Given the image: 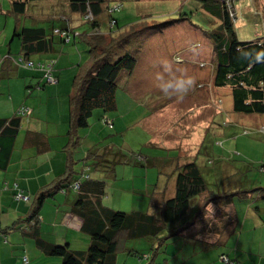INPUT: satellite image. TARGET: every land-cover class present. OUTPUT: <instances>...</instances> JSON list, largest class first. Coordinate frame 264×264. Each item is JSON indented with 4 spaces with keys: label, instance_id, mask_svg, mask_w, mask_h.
I'll return each instance as SVG.
<instances>
[{
    "label": "rangeland",
    "instance_id": "obj_1",
    "mask_svg": "<svg viewBox=\"0 0 264 264\" xmlns=\"http://www.w3.org/2000/svg\"><path fill=\"white\" fill-rule=\"evenodd\" d=\"M52 1L33 0L29 2L26 13L18 15L13 12V0H0V50L20 57L21 39L15 35V29L19 25L17 18L30 25L39 24L48 28L53 23L60 24L61 19L51 17V5L54 3L58 10L64 11L68 1ZM228 1L230 9L237 15L238 38L251 39L264 33V25L257 18L258 10L264 13V0H236L238 4L235 0ZM107 3L110 6L117 3L122 5L113 12L105 10L98 16V32L113 40L111 45H114L116 57L121 51L131 50L137 56L138 64L132 74L125 70L118 79V108L104 113L113 121L112 125L103 121V111L97 108L90 117L91 125L80 129L81 135L89 130L91 136L84 137L86 139H82L72 151V156L77 154L76 160L80 158L74 164V175H82L84 159L95 143L109 144L112 151L121 150L123 155L120 161L109 167L111 170L94 169L95 174L107 176L103 202L123 211H150L156 215L161 212L164 199L174 194L176 180L173 182L170 172L171 168L175 169L181 162L197 161L207 185L201 194L195 196L196 199L193 198L198 200L193 207L196 211L201 210V214L195 216L192 212L188 221L183 222L181 219L182 222L178 224L167 225L162 231V235L167 237L163 239L164 242L162 239L159 241L162 242L160 250L153 248L156 238L144 235L129 237L123 232L115 264H226L221 259L223 253L226 252L227 258L234 260V252L237 250L239 253L249 251L259 258L263 257L264 199L249 195L246 198L234 196L233 201L226 202L224 195L259 184L264 186V113L235 110L234 98L228 85L211 84L206 74L199 75L200 70L212 71L215 52L213 42L205 35V31L218 26L212 20L219 18L207 8L208 4H203L204 0H107ZM38 4L41 5L36 10L44 11L45 16L42 18L39 13L37 22H34V5ZM112 17L118 21L114 27H110ZM73 24H77L75 26L83 34L65 46L74 51L80 62L89 55L90 46L85 38L92 26L90 22H83V18L73 21ZM187 27L191 28L190 36H186ZM180 29L182 41L171 44L164 42V46L160 48H155L149 41L156 34L165 36L172 30ZM183 46L185 47L182 48ZM141 48L144 51L138 50ZM164 60L171 61L178 73L185 72L196 81L195 86L182 98L166 96L156 87L155 76L161 70L160 63ZM2 66L4 65H0V74ZM9 67L18 68L22 74H34L37 69L35 66L23 65ZM65 72L67 73L58 83L62 99L57 101L60 104L66 99L69 107L71 81L76 70L67 67ZM39 73L37 79L42 77L41 72ZM10 78L14 77H0V81L10 88L15 85L16 80L21 81L23 87L19 99H28L26 94L29 93L40 96L36 94L38 85L34 87V91H28L32 86L27 87L29 81L26 78ZM53 84L46 83L48 86ZM14 93L17 95L18 90H14ZM44 96L47 98L46 94ZM94 122L96 126L91 128ZM135 123L141 127H129V124ZM149 135L154 142L147 141ZM138 152L146 156L143 160H147V163L137 161ZM168 177V182L162 186ZM61 192L55 195H67ZM208 205L213 206V214H206ZM230 206L234 209L237 220L234 224L229 220L233 215L229 212ZM187 222H194L196 225L200 222L201 230H191L192 223L188 228H181L176 232L179 224L182 227ZM70 236L74 241L77 239L73 238L72 233ZM240 245H247L249 248L245 251L234 249ZM195 249L198 251L197 256L188 260L186 257L193 254Z\"/></svg>",
    "mask_w": 264,
    "mask_h": 264
},
{
    "label": "trees",
    "instance_id": "obj_2",
    "mask_svg": "<svg viewBox=\"0 0 264 264\" xmlns=\"http://www.w3.org/2000/svg\"><path fill=\"white\" fill-rule=\"evenodd\" d=\"M31 1L33 0H13V12L18 15L26 13ZM67 1L70 17L65 19L67 24L60 27L61 30H65V34L60 33L54 25H51L50 28L39 24L30 25L17 18L19 25L15 29V35L21 39L20 57L7 53L3 57L2 70L9 71V65H12L13 62L25 67L35 66L36 72H41L43 81L41 84L37 83L38 87H42L46 83H57L59 75L54 73V69L57 60L56 52L60 51L59 46L64 42L76 41L77 36L83 34V31H78L70 26L71 17L74 21L83 18V22L91 23L92 30L86 33L85 38L90 46L89 55L85 60L78 62L69 95L67 141L64 147L72 152L74 147L80 143V129L91 125L90 117L94 114L95 109L101 108L106 113L118 108L116 96L118 79L123 71L132 72L138 59L131 50L121 51L116 57L114 45H111L113 40L98 32L100 23L98 16L105 10L110 13L120 7L110 6L107 0ZM203 4H208L207 8L221 20L220 23L212 20L213 24L219 25L205 31L213 42L215 52L213 83L218 86L228 85L231 88L235 110L264 113V33L251 39H240L236 33V19L229 7L228 0H204ZM86 14H92V17L86 18ZM257 14V18H260L259 16L264 13L257 12ZM31 15L33 16V14ZM34 16L33 20L37 22L38 17L35 14ZM117 22V19L112 17L110 27H114ZM121 43L124 44V42ZM40 55L48 58L34 59L33 57ZM3 71L0 77L5 75ZM49 72L57 78V81L48 80ZM31 86L36 85L27 84V87ZM23 107L30 111L21 113L20 109ZM32 110L30 105L21 104L13 115L0 117V168H7L11 162L16 138L22 126V114H31ZM26 135L25 140L28 142L30 140L41 142L39 151L48 150L49 136L46 133L31 129L27 131ZM105 146L109 149L102 147L99 152H94L93 149L89 151L84 159L85 167L80 176L74 175V164L80 158L76 160L70 153L65 170L54 176L37 193L32 194L18 184L25 193L30 195L29 199L17 198L14 188L15 199L32 202V212L23 221V223H32L30 226L27 225L29 230L40 224V212L46 199L53 197L59 191L66 193L68 190H75L79 192L80 197L77 202L73 203L72 209L83 219L82 228L91 237L89 245L86 248L75 249L69 242H51L38 234L36 235L38 246L50 255L61 256V264H115L120 236L123 232H126L129 237L144 235L151 239L156 238L157 241L153 248L156 247V250H160L162 242L159 243V241L162 239L164 242L163 239L167 237L162 235V231L167 225L180 223L192 212L194 215L196 214L195 216L202 212L194 209L198 201L194 199L207 188V185L202 169L195 160L181 162L174 169L176 176L174 194L164 199L161 204V212L158 215L150 211H123L105 204L103 198L106 196L107 176L95 174L94 169L111 170L109 167L114 162L120 161L121 155H123L121 150H117L116 153L111 150V145L106 144ZM171 164L173 163L171 162ZM86 173H88V177L85 175ZM77 180L80 181V185L75 189L73 184ZM253 194L264 199V186L238 189L224 196L227 198L226 202H231L235 197L246 198ZM192 223L194 222H187L182 227L179 224L176 232L181 228L186 229ZM22 226L25 227L26 224ZM24 261L25 264L29 262L27 257L24 258Z\"/></svg>",
    "mask_w": 264,
    "mask_h": 264
},
{
    "label": "crops",
    "instance_id": "obj_3",
    "mask_svg": "<svg viewBox=\"0 0 264 264\" xmlns=\"http://www.w3.org/2000/svg\"><path fill=\"white\" fill-rule=\"evenodd\" d=\"M237 1L235 0L236 4L239 3ZM40 5L41 4H38V6L34 5L35 15L38 17L40 13V16L44 18L45 12H39L40 10H36L40 7ZM51 6L53 8L51 11V17L61 19L60 24L53 23L55 28L65 26L67 24L65 19H69L70 17L69 4L66 7L67 9L64 11L58 10L54 3ZM249 7H251V5ZM258 12L261 11L258 10ZM263 15L258 18V21L262 25H264ZM73 21L74 20L71 17V23L69 22L71 24L70 26L79 31V28L73 24ZM215 21L220 23L221 20L215 19ZM180 32L181 29L178 31L172 30L165 36L156 34L152 39L150 37L149 41L153 43L155 48H160L161 46H164V42L171 44L182 41L183 38L181 37ZM187 32L186 36H190L189 34L192 33L191 28H188ZM205 35L207 36L206 33ZM65 44L60 45V51L56 52L57 60L55 62L54 73L59 75V81L50 86L44 85L42 87H37L38 90L36 94L40 96H33L32 93H29L26 94V96L29 97L28 99H19L21 98L20 93L22 92L23 87L21 81L16 80L15 85L11 88L6 86L3 81H0V117H9L13 115L21 104H27L33 108L31 114L23 116L22 126L16 138L11 162L7 168H0V264H25V257L29 260L27 264H61V256L50 255L38 246L36 240L37 234L43 239L51 242H69L75 249L86 248L91 240L89 233L82 228V217L75 213L72 209L73 203L77 202V199L80 197L79 192L74 190L66 193L61 192L67 195L63 196L59 193L46 199L40 212V224L34 226L30 230L27 229V225L30 226L32 223H23V221L25 217L32 212V202L27 200H17L14 196L15 190L13 186L16 182L26 191H29L32 194L37 193L45 184L50 182L54 176L65 170L70 153H72L71 150L65 149L64 147L65 142L67 141L66 129L69 107H67L66 99L58 104L57 99H62L61 88L58 83L61 82V77L67 73L65 72L67 67H69L70 70L75 69L77 71V64L79 60H77L74 51H70L71 49L67 48ZM184 47L185 46L182 48ZM188 47L190 48L191 46L188 45ZM138 50L144 51L143 48ZM5 55L6 53H3L0 50V65H3V57ZM43 57L48 58L43 55L38 56V58ZM11 64L19 66L15 62ZM135 69L136 67L131 74L135 71ZM213 71V68L211 73L207 72L205 69L200 70L199 75L206 74L209 82L213 84ZM3 72L5 75L2 77H14L13 79L10 78L12 80L18 79V77H23L29 81L27 84L37 85V83H43L42 77L41 79H37L40 74L39 71L34 74H22L21 70H18L17 68L10 69L9 71L4 70ZM34 87L35 86H32L31 90L28 91H34ZM135 88L137 91L141 92L138 87L135 86ZM14 90H18L17 95H15ZM45 94L47 98L44 96ZM103 112L101 113V116L105 113ZM95 123L96 122L92 123L91 128L96 126ZM135 125H137V123L129 124V127ZM137 126L141 127L139 125ZM31 129L44 132L47 136H49L48 150L39 151V144H41V142L38 143L37 140H30L29 142L25 140L27 137V131ZM144 131L146 133L145 129ZM86 136L90 137L91 131L86 130L83 135H80V141H82V139L85 140L86 138L84 137ZM151 138L152 136L149 135V140L147 141L154 142ZM102 147H105V145L95 143L93 150L94 152H99ZM76 155L77 154L74 155V158ZM170 176H172L174 182L176 177L174 168H171ZM168 180L169 177L163 181L162 186L167 183ZM257 186H261V184L254 187ZM166 187L167 184L164 189ZM72 194L73 196H71ZM253 196L256 195L253 194ZM228 209L230 213H233V215L230 216L229 213L226 212L228 214L227 216H230L229 220L235 221L236 218L234 209L231 206ZM189 219L190 217H187L183 219V222L188 221ZM237 219H239L238 216ZM25 224V227L22 226ZM199 225L200 222H197V225L196 223H193L190 226L192 227L191 230H201ZM71 233L73 238H77L75 241L71 238ZM248 248L249 247L247 245H240V247L234 249H241V251H245ZM197 253L198 251L195 249L193 254H190L186 258L189 260L191 257L197 256ZM234 253H236L234 258L236 260V264H262V262H264V256L259 258V256L254 253H250L249 251L248 253L247 251L245 253H239L237 250Z\"/></svg>",
    "mask_w": 264,
    "mask_h": 264
},
{
    "label": "clouds",
    "instance_id": "obj_4",
    "mask_svg": "<svg viewBox=\"0 0 264 264\" xmlns=\"http://www.w3.org/2000/svg\"><path fill=\"white\" fill-rule=\"evenodd\" d=\"M115 5H119L120 7L122 4L117 3ZM232 12L234 13L235 19L237 20L236 12L233 10ZM57 30H59L60 33L65 31V30H61L60 27L57 28ZM160 69L161 70L158 71L155 76V80L157 81L156 87L166 96H176L177 98H182L183 95H186L195 86L196 81L194 77L187 75L185 72L178 73L177 70L173 68L171 61L168 60L162 61L160 63ZM22 115L25 116V114ZM104 116H102V119L104 118ZM137 154H141L145 156L143 153L138 152ZM137 161H141L143 163L148 162L147 160H143V159H137ZM208 212H211L212 214L214 213V208L212 205H208L206 209V214ZM223 255H226L228 257V255L225 253H223ZM223 255L221 259H223ZM233 261L234 264H236V260L234 259Z\"/></svg>",
    "mask_w": 264,
    "mask_h": 264
},
{
    "label": "built area",
    "instance_id": "obj_5",
    "mask_svg": "<svg viewBox=\"0 0 264 264\" xmlns=\"http://www.w3.org/2000/svg\"><path fill=\"white\" fill-rule=\"evenodd\" d=\"M117 7H119V5L114 6V8H117ZM85 16L89 18V17H92V14H86ZM62 34H65V31H63ZM30 63H32V62L30 61ZM48 80H49V81H57V78H56L55 76H53L52 73L49 72ZM26 111H30V109H27V108H25V107H23V108L20 109V112H21V113H24V112H26ZM103 121H104V122L106 121V122H108V123L111 124V125H112V123H113L112 120H110L107 116H104ZM143 157H144V156L141 155V154H137V155H136V158H137V159H143ZM85 175L88 177V173H86ZM79 185H80V181L77 180V181H75V183L73 184V188L76 189ZM14 188L16 189L15 196H16L17 198H25V199H29V198H30V195H29L28 193H25L24 190L21 189V188L18 186V183L15 184ZM223 259L225 260L226 264H234V261H233V260H230L229 258H227L226 255H223Z\"/></svg>",
    "mask_w": 264,
    "mask_h": 264
}]
</instances>
